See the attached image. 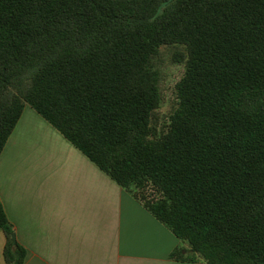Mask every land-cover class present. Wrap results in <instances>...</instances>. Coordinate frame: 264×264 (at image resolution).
Returning <instances> with one entry per match:
<instances>
[{
    "label": "trees",
    "instance_id": "1",
    "mask_svg": "<svg viewBox=\"0 0 264 264\" xmlns=\"http://www.w3.org/2000/svg\"><path fill=\"white\" fill-rule=\"evenodd\" d=\"M26 106L175 234L172 260L264 264V0H0V155ZM0 231L23 264L1 200Z\"/></svg>",
    "mask_w": 264,
    "mask_h": 264
},
{
    "label": "crops",
    "instance_id": "2",
    "mask_svg": "<svg viewBox=\"0 0 264 264\" xmlns=\"http://www.w3.org/2000/svg\"><path fill=\"white\" fill-rule=\"evenodd\" d=\"M0 200L23 264H206L172 260L175 234L30 106L0 155Z\"/></svg>",
    "mask_w": 264,
    "mask_h": 264
},
{
    "label": "rangeland",
    "instance_id": "3",
    "mask_svg": "<svg viewBox=\"0 0 264 264\" xmlns=\"http://www.w3.org/2000/svg\"><path fill=\"white\" fill-rule=\"evenodd\" d=\"M183 72L184 68L181 65L165 63L162 67L161 90L163 94L162 110L164 113L170 111V108L175 101V86L182 77Z\"/></svg>",
    "mask_w": 264,
    "mask_h": 264
},
{
    "label": "water",
    "instance_id": "4",
    "mask_svg": "<svg viewBox=\"0 0 264 264\" xmlns=\"http://www.w3.org/2000/svg\"><path fill=\"white\" fill-rule=\"evenodd\" d=\"M13 239H16L15 235H13Z\"/></svg>",
    "mask_w": 264,
    "mask_h": 264
}]
</instances>
